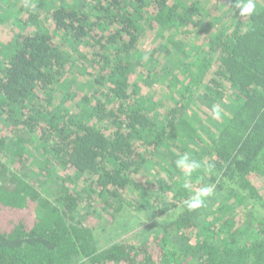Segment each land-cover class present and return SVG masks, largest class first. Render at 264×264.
Returning <instances> with one entry per match:
<instances>
[{
    "label": "trees",
    "instance_id": "obj_1",
    "mask_svg": "<svg viewBox=\"0 0 264 264\" xmlns=\"http://www.w3.org/2000/svg\"><path fill=\"white\" fill-rule=\"evenodd\" d=\"M2 1L0 264H264V0Z\"/></svg>",
    "mask_w": 264,
    "mask_h": 264
},
{
    "label": "clouds",
    "instance_id": "obj_2",
    "mask_svg": "<svg viewBox=\"0 0 264 264\" xmlns=\"http://www.w3.org/2000/svg\"><path fill=\"white\" fill-rule=\"evenodd\" d=\"M235 7L239 8L241 16H251L256 11L254 0H236ZM213 116L214 118H219V110L216 107L213 108ZM175 164L186 177H190L194 171L201 168V162L192 158L188 153L179 156L176 159ZM213 167L214 165H207L208 170H211ZM184 186L187 189L191 188V185L188 182H186ZM211 194L212 189L210 187L204 186L199 188V190L195 191L186 202L187 207L192 209L201 206L204 202V198Z\"/></svg>",
    "mask_w": 264,
    "mask_h": 264
},
{
    "label": "rangeland",
    "instance_id": "obj_3",
    "mask_svg": "<svg viewBox=\"0 0 264 264\" xmlns=\"http://www.w3.org/2000/svg\"><path fill=\"white\" fill-rule=\"evenodd\" d=\"M19 5L23 6L22 5V2L23 0H17ZM4 0L1 2L2 6H6L10 3H5L3 4ZM16 6H12L11 8L13 9H16ZM26 7V6H24ZM6 15L4 14L3 17H5ZM11 23L9 22H5V21H0V40H6L7 38H10L12 37L14 34L13 33H16L17 32V21L19 19V16H17L16 18H12ZM13 28V30H11L10 28ZM122 228L120 227H117V228H107V230L105 231H101V230H98L96 229V236L98 237V240L102 243H107L108 241H113L112 239L114 238V240L116 238H119L120 236H122ZM121 232V233H120ZM132 233L129 234V236L131 238L135 237V229L131 230ZM128 236V235H127Z\"/></svg>",
    "mask_w": 264,
    "mask_h": 264
}]
</instances>
